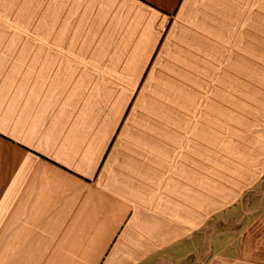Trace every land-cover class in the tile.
<instances>
[{
  "label": "crops",
  "instance_id": "1",
  "mask_svg": "<svg viewBox=\"0 0 264 264\" xmlns=\"http://www.w3.org/2000/svg\"><path fill=\"white\" fill-rule=\"evenodd\" d=\"M264 264V0H0V264Z\"/></svg>",
  "mask_w": 264,
  "mask_h": 264
},
{
  "label": "rangeland",
  "instance_id": "2",
  "mask_svg": "<svg viewBox=\"0 0 264 264\" xmlns=\"http://www.w3.org/2000/svg\"><path fill=\"white\" fill-rule=\"evenodd\" d=\"M189 264V263H188ZM190 264H192V263H190Z\"/></svg>",
  "mask_w": 264,
  "mask_h": 264
}]
</instances>
